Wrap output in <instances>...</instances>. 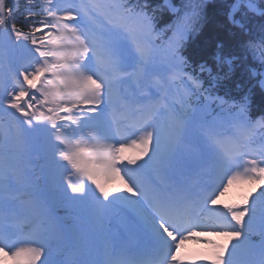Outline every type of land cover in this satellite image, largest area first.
I'll list each match as a JSON object with an SVG mask.
<instances>
[{
	"label": "snow or ice",
	"instance_id": "obj_1",
	"mask_svg": "<svg viewBox=\"0 0 264 264\" xmlns=\"http://www.w3.org/2000/svg\"><path fill=\"white\" fill-rule=\"evenodd\" d=\"M209 3L0 0V264H264V110L185 54ZM220 7L264 68V0Z\"/></svg>",
	"mask_w": 264,
	"mask_h": 264
},
{
	"label": "trees",
	"instance_id": "obj_2",
	"mask_svg": "<svg viewBox=\"0 0 264 264\" xmlns=\"http://www.w3.org/2000/svg\"><path fill=\"white\" fill-rule=\"evenodd\" d=\"M209 21L203 28L198 41L196 42L195 55L199 58H205L216 49L217 41L223 40L225 48L234 50L239 48L240 38L233 35L230 36L226 29L225 20L221 7L217 9L214 4L209 5Z\"/></svg>",
	"mask_w": 264,
	"mask_h": 264
}]
</instances>
